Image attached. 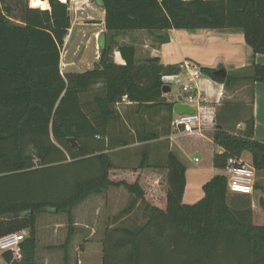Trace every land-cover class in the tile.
Here are the masks:
<instances>
[{
    "label": "trees",
    "instance_id": "trees-1",
    "mask_svg": "<svg viewBox=\"0 0 264 264\" xmlns=\"http://www.w3.org/2000/svg\"><path fill=\"white\" fill-rule=\"evenodd\" d=\"M101 1L106 32L239 29L252 51L264 54V0ZM48 3L47 9L25 3L18 16L10 4L0 10V237L27 230L22 259L12 260L9 252L4 258L9 264H36V214L47 207L70 213L88 195L122 185L134 198L120 214L140 200L146 218L137 227L105 229L102 264H108L111 253L125 264H213L208 256L218 244L244 246L250 253L245 264H264L263 188L255 183L251 195L238 196L227 189L224 173L228 158L241 159L243 153L250 155L248 163L256 174L264 173V141L253 138V117L238 132L216 123L213 141L222 151L213 154L212 164L222 172L203 184L204 196L193 204L182 202L186 168L171 151L164 167H151L166 169L165 196L156 206L137 181L111 178L105 138L117 115L115 105L123 98L171 109L173 104L162 96V77L177 74L180 66L165 65L158 57L138 63L135 47L128 44L117 46L123 59L119 64L106 43L95 68L62 75L60 53L71 27L69 7L61 0ZM198 71L226 85L243 79L264 82L261 64H253L251 74L240 77L221 78L209 67ZM147 166L144 161L138 168ZM40 174H46L41 182ZM51 179L63 181L55 198L48 188ZM256 204L263 209L262 218L254 214ZM72 235L71 228L65 244ZM193 245L207 248L202 257L167 260L189 254Z\"/></svg>",
    "mask_w": 264,
    "mask_h": 264
},
{
    "label": "crops",
    "instance_id": "crops-1",
    "mask_svg": "<svg viewBox=\"0 0 264 264\" xmlns=\"http://www.w3.org/2000/svg\"><path fill=\"white\" fill-rule=\"evenodd\" d=\"M46 1L48 2V0ZM100 10L102 21L99 25L101 28L97 32H93V35L95 38L97 33L99 35L104 33L105 42L108 44L109 39L106 37L104 26V10ZM93 25L95 26V23ZM71 29L73 27H70L68 31V38ZM141 31L126 32L136 34L135 32ZM154 32V43L151 38H146L140 43L128 39L127 43L124 44L135 47V61L138 63L150 57H158L165 65L177 64L180 66V72L173 74L177 76L175 79H180L181 82L189 81L194 87V92L200 93L204 98L198 108L200 131L181 133L173 130L171 119L177 98H172L169 92H162V96L165 98V103L173 104L171 109L166 104L144 107L123 98L115 105L117 115L108 126V135L105 139L109 149L105 152L112 164L111 178L113 180H124L130 183L137 181L151 201L156 206H161L165 196V190L161 189V178L162 172L165 173L166 169L151 167H164L167 154L171 151L186 168L182 202L193 204L204 196L203 184L214 175L222 172L214 168L212 164L213 154L222 151V148L213 141L216 123L230 132H238L245 127V121L252 116L254 120L253 138L264 141V82L243 79L234 80L226 85L213 81L205 74L200 73L198 69L199 67H209L214 70L223 67L227 74L229 71L231 76H248L252 72L253 64L264 65V54L254 53L246 43L243 32L239 29H196L193 31L169 29ZM161 37H165L167 40L161 42ZM79 41L81 42L80 39H78ZM76 45L78 44L76 43ZM100 52L95 56L94 54L92 56L86 54H80V57L79 55L76 56L75 60L65 63L66 67H70L65 72L81 73L95 68L99 61ZM112 59L119 64L123 63L117 49L114 50V58ZM59 71L62 75L65 73H63L61 66H59ZM169 79L164 81L165 78H163V82L170 87L171 83H175L173 82L175 79L173 81H169ZM245 90L250 91L249 99ZM185 137L202 138L213 147L210 152L211 164L198 165L189 161L185 147L180 141ZM247 155L250 159V155L248 153ZM194 160L197 161V158ZM144 161L150 165L147 166L150 168H138L142 167ZM248 162L249 160L246 163ZM93 194L97 197V212L99 213L100 207L106 205L107 213L113 214L116 211L115 205L120 202L119 197L122 195V200L125 201L130 198L132 193H129L122 185H111L101 192ZM236 195L243 196L244 194ZM139 203L142 204L140 200L136 204ZM127 213L130 214L131 211ZM126 216L128 215L126 214L121 218ZM112 218L115 220L117 217L112 216L110 219ZM141 218H146L144 206ZM112 226L113 224H110L108 228ZM73 235L67 244H65L66 237L64 243L59 245H65V248L62 249L65 250L66 256L68 252L79 249ZM35 238L37 252L39 233L36 227ZM239 248H241L240 245H215L210 249L208 259L213 264H238L241 258H237L239 255H233V253ZM206 250L207 248L203 245H193L189 254H183L177 258L170 255L167 260L184 261L189 258L190 260H188L192 261L202 257ZM3 262L9 264L4 259L3 252L0 251V264Z\"/></svg>",
    "mask_w": 264,
    "mask_h": 264
},
{
    "label": "rangeland",
    "instance_id": "rangeland-1",
    "mask_svg": "<svg viewBox=\"0 0 264 264\" xmlns=\"http://www.w3.org/2000/svg\"><path fill=\"white\" fill-rule=\"evenodd\" d=\"M66 2L69 7L71 28L73 27V29H71L70 37L68 38V35L66 36L65 44L61 48L60 66L63 73L66 69L70 68L66 67L65 63L75 60L76 56L79 55L80 57V54H86L89 56L94 54L95 56L101 51L97 44L99 34L97 33L95 38L93 35V32H97L99 28H101L99 25L102 21L100 14L101 7L96 5L95 0H66ZM25 3L30 6V0H0V10L4 9L5 5L10 4V6L14 8L12 10L14 16H18L20 8ZM93 23H95V26ZM128 33L129 32H106V37L109 39L108 43L112 48V58H114V50L117 49V46L127 43L128 39H131L134 42L138 41V43L144 41L146 38H151L153 43L155 41L154 31L142 30L141 32H135L136 34ZM90 38L91 40H89ZM78 39H80L81 42H78ZM76 43L78 45H76ZM228 75H230L229 71ZM170 88L169 95L172 98H177V96L182 93V86L179 82L171 83ZM245 91L247 98L249 99L250 91ZM236 98L238 99V97ZM180 141L185 147L189 161L198 165L211 164L210 152L213 147L204 139L199 137H185ZM195 158H197V161L194 160ZM241 159L245 162L250 160L247 153H243ZM51 173L56 175L55 170H50L49 174L51 175ZM162 173L161 189L165 190L166 172ZM45 175L46 174H40V182L43 180ZM70 177L71 175L69 172L66 175L67 180H69ZM255 183L259 184L263 188L264 194V174H256L254 185ZM62 184L63 181L61 180H56L55 182L54 179H51V182L49 183L50 186L48 187L49 190L52 191L50 197L55 198V196L59 193V187L57 185L61 187ZM96 198L97 197L93 193L88 195L84 200L75 205L70 210V213L66 210L56 212L47 207L45 211H41L36 214L35 227L39 233V244L35 255L36 264H102L105 229L108 228L110 224H113V226L121 225L127 227H137L145 221V219L141 218L143 206L140 203L134 206L130 214H120V212L127 207L134 198L133 194H130V198L125 201L124 199L122 200L121 195L119 197L120 202L115 205L116 211L113 214L107 213L106 205L100 207L101 209L98 213ZM126 214L128 216L122 219L121 217ZM254 214L258 218H262L263 216V209L257 204ZM112 216L117 218L115 220H113V218L110 219ZM71 228L74 233L73 239H76L79 249L68 252L66 256L65 250L59 248L58 246L64 243L69 229ZM24 230L26 237L27 230ZM240 247L241 248L234 252L233 255H239L237 258H241L238 264H245V262L249 259L250 253L244 248V246ZM2 264H5V262ZM108 264H125V259L119 258L118 260H114L111 253V259L108 260Z\"/></svg>",
    "mask_w": 264,
    "mask_h": 264
},
{
    "label": "built area",
    "instance_id": "built-area-1",
    "mask_svg": "<svg viewBox=\"0 0 264 264\" xmlns=\"http://www.w3.org/2000/svg\"><path fill=\"white\" fill-rule=\"evenodd\" d=\"M176 75L163 76L164 81L169 79L173 81ZM175 83H180L182 93L179 95L180 103L187 104L193 109V113H174L171 119L173 130L181 133H194L200 131V113L199 104L204 101L200 93L194 92L189 81L181 82L175 79ZM166 84V83H164ZM178 102V100H177ZM224 173L227 178V189L232 193L251 195L255 182V169L242 159L237 157L228 158L224 167ZM25 238V232H12L0 237V251L11 253L12 260L20 261L23 256L22 242Z\"/></svg>",
    "mask_w": 264,
    "mask_h": 264
},
{
    "label": "water",
    "instance_id": "water-1",
    "mask_svg": "<svg viewBox=\"0 0 264 264\" xmlns=\"http://www.w3.org/2000/svg\"><path fill=\"white\" fill-rule=\"evenodd\" d=\"M95 3L97 6H101L102 5V1L101 0H95ZM97 44L100 50H103L105 48V34L101 33L98 37L97 40ZM212 74L221 78H226V70L223 67H220L218 69H214L212 71ZM170 91V87L167 84H164L162 87V92L163 93H167ZM178 102L174 104L173 106V112L174 113H193V109L190 108L187 104L184 103H180V97H177ZM68 141L73 145V146H77V143L75 142L74 138H68Z\"/></svg>",
    "mask_w": 264,
    "mask_h": 264
},
{
    "label": "bare ground",
    "instance_id": "bare-ground-1",
    "mask_svg": "<svg viewBox=\"0 0 264 264\" xmlns=\"http://www.w3.org/2000/svg\"><path fill=\"white\" fill-rule=\"evenodd\" d=\"M61 1H66V0H61ZM30 4L33 7H38L41 9H47L49 8V4L46 0H30Z\"/></svg>",
    "mask_w": 264,
    "mask_h": 264
}]
</instances>
